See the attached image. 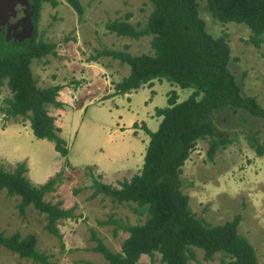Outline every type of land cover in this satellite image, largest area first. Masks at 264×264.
Here are the masks:
<instances>
[{"label":"rangeland","instance_id":"374dc122","mask_svg":"<svg viewBox=\"0 0 264 264\" xmlns=\"http://www.w3.org/2000/svg\"><path fill=\"white\" fill-rule=\"evenodd\" d=\"M56 6L43 3L36 23V40L55 44V55L32 60L30 70L40 89L60 86L57 101L61 108L45 107L54 118L57 133L68 149L67 157L54 150V144L33 136L30 124L20 116L4 113L12 93L0 88V168L13 171L25 166L30 184L40 186L60 175L52 193L44 201L71 210L75 218L57 223L61 238L44 230L45 216L31 207L24 217L18 212L19 197L0 192V233L10 236L35 235L36 250L47 256L48 264H107L93 251L97 242L118 253L128 234L114 230V224H100L110 219L125 225L143 224L142 216L132 211L134 204L117 203L109 197H92V176L100 175L104 184L120 188V183L137 174L143 164L149 136L143 125L155 132L161 120L155 109L167 106L172 91L177 103L186 100L191 89H181L168 82L153 81L152 87L111 96L114 85L129 74V67L98 53L104 49L127 51L132 56L153 54L150 36L132 39L117 37L105 29L113 21L129 23L136 30L144 27L152 11L147 0H78L83 14L77 15L64 1ZM205 30L214 38L225 37L230 47L228 69L242 96L255 97L264 109V34L259 48L248 44L249 29L241 24H222L211 18L205 0H195ZM152 92L155 95L152 97ZM152 97V98H151ZM217 135L232 138L226 149L217 150L212 162L206 158L209 138L197 142L182 167V193L194 216L208 225H222L241 216L237 232L253 247L258 263L264 264V156L257 157L249 148L246 135L257 133L264 141V120L245 111L215 112ZM136 124V125H135ZM75 190L78 192L75 193ZM92 197V198H91ZM94 236V237H93ZM195 261L189 264H226L222 255L203 260V251L193 249ZM0 264H40L19 258L0 248ZM137 264H162L160 255L153 260L142 255Z\"/></svg>","mask_w":264,"mask_h":264},{"label":"trees","instance_id":"16d2710c","mask_svg":"<svg viewBox=\"0 0 264 264\" xmlns=\"http://www.w3.org/2000/svg\"><path fill=\"white\" fill-rule=\"evenodd\" d=\"M77 15L83 14L78 0H64ZM152 11L143 28L136 30L129 23L109 22L105 29L117 37L139 39L150 36L151 56H132L127 51L104 49L99 56L118 60L129 67V74L114 85L111 96L137 91L143 86L152 87L153 81L168 82L181 89H191L189 97L177 103L172 91L167 106L155 109L161 120L155 132L144 125L149 136L141 170L120 188L104 184L101 176H92V197L104 195L117 203L134 204L132 211L142 216L143 224L125 225L109 220L100 224H114L128 234L121 250L113 253L94 236L97 242L93 251L100 253L107 264H137L142 255L153 260L160 255L162 264H189L195 261V249L203 251V260L211 261L216 254L222 255L226 264H259L253 247L238 234L240 215L222 225L211 226L196 218L188 205V197L182 193V167L189 159L198 141L209 138L206 158L212 162L217 150L226 149L232 138L219 136L213 120L215 112L225 110L245 111L251 117L264 120V109L255 97L242 96L234 76L228 69L230 47L225 37L214 38L205 30L195 0H147ZM56 6L55 0H40ZM205 8L211 18L219 23L241 24L250 31L248 44L259 48L264 34V0H205ZM39 4L34 10V24L39 18ZM55 44L36 40V32L23 45L0 41V88L4 85L12 93L7 99L4 113L12 118L20 116L29 122L33 136L54 144V150L67 157L68 149L58 137L54 118L45 107L61 108L57 101L60 86L40 89L36 87L30 70L32 60L55 55ZM136 125V124H135ZM249 148L257 157L264 156V141L257 133L246 135ZM25 165L17 164L13 171L0 168V192L8 197H19L18 212L24 217L29 207L45 216L44 230L61 238L57 223L75 218L71 210L44 201L52 193L60 175L40 186H34L24 176ZM78 191L75 190V193ZM91 197V198H92ZM35 235L21 236L0 233V248L19 258L35 263L48 264L47 256L36 250Z\"/></svg>","mask_w":264,"mask_h":264},{"label":"flooded vegetation","instance_id":"af4514ba","mask_svg":"<svg viewBox=\"0 0 264 264\" xmlns=\"http://www.w3.org/2000/svg\"><path fill=\"white\" fill-rule=\"evenodd\" d=\"M40 0H0V41L23 45L36 31L34 10ZM40 13V10H39ZM37 23V22H36Z\"/></svg>","mask_w":264,"mask_h":264},{"label":"crops","instance_id":"0c3cea01","mask_svg":"<svg viewBox=\"0 0 264 264\" xmlns=\"http://www.w3.org/2000/svg\"><path fill=\"white\" fill-rule=\"evenodd\" d=\"M147 88H150V87H147ZM154 95H155V93H154V92H152V97H153ZM152 97H151V98H152Z\"/></svg>","mask_w":264,"mask_h":264}]
</instances>
